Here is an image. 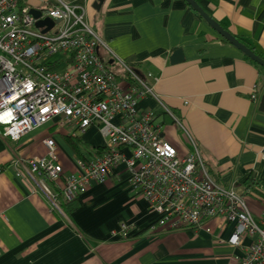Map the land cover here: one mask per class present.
<instances>
[{"label": "crops", "instance_id": "0c3cea01", "mask_svg": "<svg viewBox=\"0 0 264 264\" xmlns=\"http://www.w3.org/2000/svg\"><path fill=\"white\" fill-rule=\"evenodd\" d=\"M49 1L17 0L41 13ZM65 1L83 8L104 43L98 52L106 63L124 61L151 86L161 105L149 96L138 107L154 112V127L178 155L191 151L188 135L223 187L242 195L250 183L264 184V105L258 109L263 67L221 38L184 0H103L98 10L94 0ZM194 1L264 58V0ZM175 49L183 59L170 63ZM72 132L47 121L16 141L0 136V264L237 263L250 239L228 244L230 223L219 227L210 220L208 231L152 228L155 214L131 191L123 164L71 204L49 181L44 183L52 195L45 193L41 177L27 164L45 154L43 139L54 140L63 174L74 171L78 157L90 156L103 144L93 129ZM75 135L86 146L74 149L66 137ZM242 197L257 220L263 198ZM120 223L128 227L125 235L118 232Z\"/></svg>", "mask_w": 264, "mask_h": 264}, {"label": "built area", "instance_id": "2783aa9c", "mask_svg": "<svg viewBox=\"0 0 264 264\" xmlns=\"http://www.w3.org/2000/svg\"><path fill=\"white\" fill-rule=\"evenodd\" d=\"M45 16L57 22L43 32L45 26L35 27L37 19L28 8L17 0H0V136L16 141L53 121L59 128L69 126L72 134L93 129L103 139V149L76 159L74 171L63 174L54 140L43 139L45 154L27 160L41 177L42 190L52 195L44 182H59L62 199L69 202L123 164L131 191L155 214L152 228L208 231L210 220L219 227L230 223L228 244L250 239L236 264H264V206L255 220L240 194L210 176L188 135L191 151L181 156L160 136L154 112L138 107L149 96L160 104L159 99L124 61L108 64L100 57L104 43L82 7L50 0L39 18ZM258 188L264 196V184ZM127 230L125 223L119 224L121 235Z\"/></svg>", "mask_w": 264, "mask_h": 264}, {"label": "water", "instance_id": "95a60500", "mask_svg": "<svg viewBox=\"0 0 264 264\" xmlns=\"http://www.w3.org/2000/svg\"><path fill=\"white\" fill-rule=\"evenodd\" d=\"M102 1L103 0H94V2L92 3V7L95 10H98ZM184 1L221 38H223L228 43H230L233 47L239 50L244 56L248 57L251 61L255 62L256 64L264 68V58L260 57L258 54L253 52L249 47H247L246 45L241 43L238 39H236L232 34L228 33L226 30L220 27L217 24V22L214 21L194 0H184ZM28 11L33 18L37 19L34 23L35 27L45 26V28L42 29L43 32L49 29L53 23L57 22V20H52L46 16L43 18H39L41 11L38 9L30 8L28 9ZM182 59L183 57L180 49L173 50L169 56L170 63H177ZM263 105H264V96H261L258 103V109L261 110Z\"/></svg>", "mask_w": 264, "mask_h": 264}, {"label": "trees", "instance_id": "16d2710c", "mask_svg": "<svg viewBox=\"0 0 264 264\" xmlns=\"http://www.w3.org/2000/svg\"><path fill=\"white\" fill-rule=\"evenodd\" d=\"M247 58V57H246ZM133 68V67H132ZM134 69V68H133ZM116 77L117 78H124L125 77V74L121 73V72H114ZM67 141L69 142L70 145L73 146L74 149H77V144H83L84 146H86V144L84 142H80L79 139H78V136L75 135L74 137H71V136H67ZM103 149L102 146H97L94 148V151L95 153H98L100 152L101 150ZM84 156H81V157H78V159H83ZM208 173L210 174V176L215 180L217 181V179L209 172V170L207 169ZM52 185L56 187V190L58 191V193L60 194V189H59V182L57 183H54L52 182ZM259 185H257L256 183H250L249 185L246 186V190H245V193H243L241 196L243 195H248V196H251V197H255L257 199H260V198H263L264 199V196L261 194L259 188H258ZM63 200V199H62ZM63 202L65 203H69L71 204L73 202L72 201H69V202H66L63 200Z\"/></svg>", "mask_w": 264, "mask_h": 264}, {"label": "rangeland", "instance_id": "374dc122", "mask_svg": "<svg viewBox=\"0 0 264 264\" xmlns=\"http://www.w3.org/2000/svg\"><path fill=\"white\" fill-rule=\"evenodd\" d=\"M109 68H110L112 71H117V68H116L115 65L109 66ZM92 139H93V142H96V141H98L99 138H98V136H94ZM64 149H65V148H64ZM65 150H66V149H65ZM65 150H64V151H65ZM66 151H67V150H66ZM66 151H65V152H66ZM67 152H68V151H67ZM244 201H245V200H244Z\"/></svg>", "mask_w": 264, "mask_h": 264}]
</instances>
